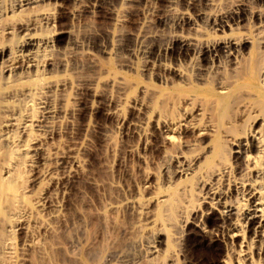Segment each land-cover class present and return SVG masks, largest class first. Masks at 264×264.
I'll list each match as a JSON object with an SVG mask.
<instances>
[{"label":"bare ground","instance_id":"6f19581e","mask_svg":"<svg viewBox=\"0 0 264 264\" xmlns=\"http://www.w3.org/2000/svg\"><path fill=\"white\" fill-rule=\"evenodd\" d=\"M1 1L0 264H25L24 259L21 258L23 250L19 254V245L16 244L17 236L20 233L24 235L22 244H20L23 249L25 251L31 250L38 258H44L46 260L44 264H46V244L43 241L47 242V237L41 240L37 236V231L53 232V220L55 222V220L63 217V212L60 216V211L53 201L55 197H53V194L58 193L55 190L60 189V186L70 188L77 179L83 180L87 185L96 183L93 182L95 179L92 181L86 176V169H84L86 162L84 160H80L74 155L65 154L62 151L63 148H59L61 144L58 146L57 142L55 143L57 136L55 127L57 122H59L58 115H64L66 111L41 105L44 104L41 101H44L47 95L46 92L52 88L54 89L63 81L61 79L64 74L62 63L65 59L58 57L57 51L59 47L57 49H55L56 47L54 48L55 42L59 37H72L74 19L88 13L95 15L96 22L92 20L95 23L91 22L92 24L86 23L85 25L83 22L85 29L93 28L98 32H106L110 25L121 26L124 23V26L121 27H126V32L131 34L137 30L136 27L140 23L138 22L139 17L141 18L139 16L140 9L135 4H132V14L129 18L122 19L120 15L103 7L98 0H11L8 4L4 3V5H2ZM142 1L149 3L151 0H139V2ZM217 1L162 0L163 5L157 11L158 13L163 8L177 12L173 7L177 3L186 8V11L180 13L175 20L177 27L180 28L185 36L178 35L173 37L167 46L157 49L156 53H168L173 49L177 52V58L187 60V62H196L197 69L195 74L193 72L192 79L188 81L186 75H183L178 69L170 68L160 63L158 66L150 63V70L156 71L157 79L160 80L162 78L163 82L166 83V88L157 84L151 88L143 84L140 87V93L142 96L151 95V101L155 102L159 112L162 111L163 113L166 112L165 110L169 106H175L176 108L179 98H183L181 101H183L182 104L184 106L190 105V109H185L183 106L181 108L183 111L179 115L177 114L178 116L175 114V119L156 117L152 123L150 142L152 150L156 152L163 151L165 145L169 146L168 144L177 146L178 149L181 147L180 153L177 151L178 153L173 158H169L171 161L163 169V176L166 184L168 183L167 185H169L171 183L172 186L173 183L174 187L179 178L194 179L192 184L196 185V187L194 186L195 190L200 193L198 205L201 207L194 206L190 208L188 215L181 221L188 232H193L195 236L202 238L201 243H196L195 240L194 244L212 247L216 243L219 242L220 244L221 242L224 250L221 252L220 258H218L217 262L219 264H264V61L259 57L251 56V42L246 35L235 38L228 33L233 30L244 29L249 24L248 26L255 32L254 35L258 37L257 43L264 53V0H255L257 4L256 8L254 7L255 9L248 8L246 4L240 2L242 0H239L229 12L223 14L215 11ZM128 2L135 3V0H128ZM199 4L202 6L200 7ZM142 7L144 8V6ZM154 11L156 12V9ZM154 14L151 12L153 21L156 18V14ZM142 23L138 27V31L148 32V29L151 28L148 21L146 22L144 18ZM200 24L202 29L199 27ZM120 26L119 29H121ZM208 34H213L214 40L206 41L205 38ZM198 39H202V43H198L196 46L192 41L196 42ZM102 52L107 53L106 50ZM89 53L81 52V55L90 57ZM68 54L70 55V53ZM149 54L154 55L155 50H151ZM94 56L92 58H95ZM67 67L69 66L67 65ZM227 72L230 74H227ZM181 82H185V84L189 82L191 84L187 87H181ZM172 90L178 91L180 93L178 94L179 96L174 97ZM232 94L236 95L233 97L234 101L232 100L233 105L231 108L233 106L237 108L233 112L235 113L233 121L237 123L235 126L244 127L243 129L246 131L242 136L231 135L232 133L228 135L227 133L224 134L225 131H222V137H226V141L229 142L228 153L231 154L232 158L231 170L233 169V172L239 175V177L234 175V180L232 179L229 182L233 187L231 188L233 193L230 195V192L229 194L227 192V188H218L216 184L218 179L228 176L227 174L230 171L228 166H224L218 172H213L210 174V178L203 180L202 174H198L199 160L203 155H200L201 153L199 155L193 154L191 158H186L182 153L191 151L196 143L204 144L202 147L207 146L205 141L208 138L204 137L218 130L214 123L212 125V121H216V119L225 121L229 116L228 114L232 112L230 108L232 102L229 105L228 101ZM105 97L100 96L93 88L87 87L78 97L76 104L80 107L83 114H94L100 120L111 121L115 126L114 128H119L128 135L130 133L134 134L136 132L135 129L139 128V124L122 117L123 115L121 116L116 111L119 107L118 104L114 106L117 107L115 110L112 106L113 102ZM140 101L142 102V100ZM66 130L68 131V129ZM144 138L148 139V137ZM143 142V145L150 147L149 141L146 142L145 140ZM125 143L127 144V142ZM222 143L219 138L214 141V149L218 150L217 155L220 156L225 149ZM104 145V148L106 147L104 164H106L107 168L112 169L113 163L120 160L117 156L119 150L117 149V144L110 142V140L106 139ZM128 145L123 148L124 154L133 151V147H128ZM163 152L160 154H163ZM144 158L146 163L147 159L145 156ZM143 180L144 194L140 196L138 194L135 200H133L134 198L123 200L124 207H135V216L137 214L139 216L138 219L135 218V220L137 219L135 228L138 233L145 234L144 240L139 241L140 252L136 256H132L135 258L134 262L125 260V264L153 263L166 251V249H163L166 244L159 237L163 232L154 230L151 237L148 236L150 231L147 230L155 226L156 208L167 200L168 193L157 191L152 175L146 173ZM21 183H26V186L24 187L23 185L21 187ZM113 186L116 185L113 184ZM171 186L169 187L171 188ZM33 188H39L38 196L36 197L37 201L34 205H26V194L33 191ZM202 204H206L207 209L202 210ZM165 206L163 203V207ZM39 207L48 209L45 218H43L44 216L38 217L36 215V210ZM110 207L116 208L115 205ZM63 218L66 217L64 216ZM210 220L212 221L211 223H209ZM62 221L67 222L64 219ZM194 227L199 229V233L194 230ZM52 249L50 250L52 251ZM182 255V264H193L184 252ZM31 259H33L32 262H35V258ZM39 260L41 261V259H38L37 263ZM205 261L204 264H206ZM47 264L52 263L48 260ZM166 264L178 263L173 256H170L167 258Z\"/></svg>","mask_w":264,"mask_h":264},{"label":"rangeland","instance_id":"374dc122","mask_svg":"<svg viewBox=\"0 0 264 264\" xmlns=\"http://www.w3.org/2000/svg\"><path fill=\"white\" fill-rule=\"evenodd\" d=\"M10 1L11 0H2L1 3L2 5H4V3L8 4ZM98 1L103 5V7H106L116 14L120 15L122 19H127L130 17L133 10L132 4H135V6L140 9L139 16H141V18L139 17L138 19V22L140 23H138L139 25H137L136 27L137 30H135L131 34L126 32V27H121L124 26V23L121 26L115 24L110 25L108 28L109 32L106 31L107 33L98 32L93 28H84V25L86 23L96 22L95 15L88 13L87 15L84 14L80 18L74 19V28H72V30H74V35L72 34V37H59L55 42L54 48L56 47L55 49H57L59 47V50L57 51L58 57H60V59L63 58L66 60H64L62 63V65L64 66V74L60 73L63 74V77L61 75V79L63 81H61V84L54 87V89L52 88L50 91L46 92L47 95L44 98V101H41L44 104L41 105H44L48 108H55L57 110L66 111V114L60 116L58 115L59 122H57V126L55 127L57 130L55 143L57 142L58 146L59 144H61L59 148H63L62 151H64L65 154L70 156L74 155L75 157L80 158V160H84V162H86L84 166V169H86V176L92 181L95 179L93 182L98 183H94V185H87L83 180L77 179L72 184V187L64 188L60 186V189L55 190V192L57 191L58 193H56L57 195L53 194V197L55 196L53 198V201L57 205L58 210L61 212H59V215L61 216L63 212L62 216H65L66 218L60 217L59 220H55V222L53 220L52 225H54V229L51 233L43 232L42 230L37 231V236H39L38 238L44 240L47 237L46 241H51L50 243L45 242V240L43 241V243L46 244L45 248L47 254V262L45 263L47 264L48 260L52 264H125V260L133 261L135 259L133 257L136 256L138 252H140L141 246L139 241L144 240L143 237L145 236V234L138 233L135 228L137 219L139 218L138 214L137 216H135V207H124L125 205L123 200L130 198H134L133 200H135L138 197V194L139 196L141 194H144L142 184L144 183V175L147 173L152 175L153 183L154 186H156L157 191H163L165 193L167 192L168 194L166 193L167 200L163 202L164 206L166 205L167 207H163V203H161L156 208L157 211L155 217V226L147 230L150 231L148 232V236L151 237L154 230L163 232H161L162 234H160L159 237L166 244V246H163V249H166V251L158 259L154 260L153 263L149 262L146 264H166L167 258L170 256H173L178 264H182L183 252L187 255V258H189L193 264H204L205 260L206 264H219V262L217 261L218 258H220L221 252L224 250L223 244L221 242L219 244L218 242L212 247H209L207 245L194 244L195 240L196 243H201L202 238L199 236H195L193 232H188L187 228L181 222L188 215L190 208L194 206H197L198 208L201 207L198 205V198L200 193L195 190L196 185L192 184V182H194V179L179 178L177 179L178 181L177 184H175V187L173 186V183L171 186V183L167 185L168 183L166 184V182L164 181L163 169L169 165L171 161V159L169 158H173V156L181 150V147L178 149L177 146H170V144H168L169 146L165 145L163 149L164 152H156L152 150L151 147L150 134L152 133L153 120L158 116H160L161 119H168V117L170 119H175L176 115H179L183 111L181 109L184 106L182 104L183 101H181L183 98H179L176 108L175 106H169L168 108H170V110H168L167 108L165 110L167 113H163L162 111L159 112L158 108L155 105V102L151 101V95L142 96V94L140 93V87L143 84L151 88H153L156 84L165 86L166 88V83L163 82V79H157L156 71L150 70V63H154L153 65L156 66H158V64L160 63L161 65L163 64L170 68L178 69L181 73H183V75H186L188 81L192 79L193 72L195 74L197 69L196 62H187V60L177 58V52L173 49L168 53H156L157 49H162L167 46L173 39V37H177L178 35L185 36L180 28L177 27L175 20L180 15V13L186 11V8L183 5L177 3L173 6L174 10H176L177 12H173L170 9L163 8L160 13H158L157 11L161 9L163 5L162 0H151L149 3H144V1L139 2V0H135V3L128 2V0ZM238 1L239 0H218L216 2L217 7L215 8V11L220 14L227 13L234 7L235 4L238 3ZM240 2L246 4L250 9H255L257 6L255 0H242ZM142 6H144V8ZM199 6L201 7L202 5L199 4ZM154 9H156V12L154 11ZM261 9H263V7H261ZM151 12L156 14V18H154V21L152 20L153 18L151 16ZM83 18L86 20L84 21ZM144 18L146 19V22L148 21L149 27H151L146 33L138 31V27L143 24L142 22ZM92 20H94L95 22ZM151 20L152 22H150ZM79 24L82 25L80 26ZM200 25L199 27L202 29V25ZM119 26L121 27V29H119ZM247 26L244 28L245 30L241 28L228 33H230V36L232 35V37L235 38H237V36L239 38L246 35V37H248L249 41L251 42V56L255 58L259 57L264 61V53L261 51L257 43L258 37L254 35L255 32L251 29V27ZM78 27L80 28V31ZM149 30L151 31L149 32ZM154 30L156 31L154 32ZM214 38L215 37L213 36V34H208L205 39L206 41H212L214 40ZM192 42L197 46L198 43H202V39H198V41H196L197 43L194 41ZM150 49L152 51L155 50L154 55L149 54V52L151 51ZM103 50H106L107 53H103ZM67 52L70 53V55ZM81 52H90L89 56L91 57V59L90 57H88V55H81ZM92 55H95V58H92ZM79 58H81L82 60ZM94 61L95 63H93ZM146 62H148V65L146 64ZM67 65L69 67H67ZM73 65L74 67H72ZM76 71L78 75L76 74ZM228 73L229 72H227V74ZM190 84L191 83L189 82L187 84H185V82H181L180 86L187 87ZM87 87L91 89L93 88V90L96 91L100 96L105 97L107 95L105 98H108L111 102H113V107L117 106L118 104V108L120 110L117 107H114V109L116 110L117 108L116 111H118L121 116L123 115L122 117L139 124V128L135 129V133L133 132L136 135L131 133V135H128L127 133H125V131L122 132L119 128H114L115 126L111 123V121L100 120L94 114H83L80 107L76 103L78 97ZM172 92L175 95L174 97H178V94H180L176 90H172ZM232 95V99H230V97L228 100L229 105L232 102L230 108L233 105V97L236 94L233 96ZM140 100H142V102ZM71 108L74 109L72 110ZM184 108L190 109V105H185ZM155 109H157L158 112H156L157 110ZM231 109L232 112L228 114L229 116L225 119V121H218V119H216V121H212V125L215 124L218 130L204 137L208 138L205 141V143H207V146L202 147L204 144L202 145L196 143L191 151H185L184 153H182L186 158H191L193 154L199 155L201 153L200 155H203V159L200 158L198 164L199 172L197 171L198 174H202L203 180L210 178V174H212L213 172H218L224 166H228L230 168V171L227 174L228 176L221 177L217 180L216 184L218 185V188H227V192L228 194L230 192V195L233 193V190L231 189L233 187L230 185L231 183L229 184V182L232 181L234 175L235 177H239V175L235 174L233 172V169L231 170L232 158L231 154L228 153L229 142L226 141V137H222V131H225L224 134L227 133L229 135L232 133L231 135L237 136L244 135L246 131L243 129L244 127L235 126L237 123H234L233 121V117L235 115V113L233 112H235L234 110H237V108L236 106L235 108L233 106V108ZM137 111H139V113H137ZM66 129H68V131ZM144 133L145 135H143ZM144 137H148V139ZM105 138L107 140H110V142H115L117 144V149L119 150H117V156L120 160L119 162L116 161L113 163V165L111 166L112 169L107 168L106 164H104V159L106 158V147L104 148V142L106 141ZM217 138L221 140V143L223 142L222 145L224 144L223 146L225 148L224 153L221 156L217 155L218 150L214 149V141ZM145 140L146 142L149 141L150 147H146L145 144L143 145V141ZM125 142H127V144ZM63 143L66 144L64 145ZM127 145L128 147H133V151L131 152L133 154L123 153V148H125ZM162 152L163 154H160ZM142 153L145 155H143ZM151 153H153L154 155ZM144 156L147 159L146 163ZM226 183H228L229 185H225ZM113 184H115L116 186H113ZM23 185L25 187L26 183L20 184L21 187ZM169 186H171V188ZM52 189L54 190V188ZM38 190L39 188H35L33 191H31L32 193L29 192L26 194V205H34L36 203ZM82 191H84V194L82 193ZM168 191L170 192V194ZM55 192L53 191V193ZM83 195L86 197H84ZM56 198L58 199V201H56ZM176 198L177 202L175 201ZM110 204L115 205L116 208H111ZM161 209H164V211H162ZM203 209H207L206 204H202V210ZM47 210L48 209H41V207H39V209L36 210V215L38 217L44 216L43 218H45L47 215ZM135 218L137 219L135 220ZM63 219L67 222L62 221ZM60 221L63 223H61ZM211 222L212 221L210 220L209 223ZM194 230L199 233L198 228L194 227ZM47 234H49L50 236ZM203 234L205 235V233ZM54 236H57L59 238ZM17 237L18 238L16 244L19 245V254L22 252L21 250H23V252L21 253V258L24 259L25 264H36L38 259H41V261L39 260L38 262L39 264H44V261H46L44 260V258L36 257L31 250L25 251L22 245H20L22 244L24 235L20 233ZM52 237L54 239H52L53 241L51 240ZM52 243H54L55 245ZM21 247L22 249H20ZM51 248H53L52 251L50 250ZM51 253H53V255H51ZM31 258H35V262H32L33 259Z\"/></svg>","mask_w":264,"mask_h":264}]
</instances>
